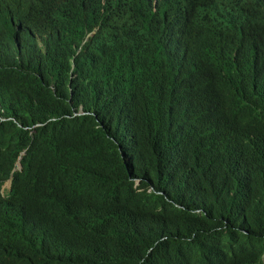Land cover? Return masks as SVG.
I'll list each match as a JSON object with an SVG mask.
<instances>
[{
    "label": "trees",
    "instance_id": "1",
    "mask_svg": "<svg viewBox=\"0 0 264 264\" xmlns=\"http://www.w3.org/2000/svg\"><path fill=\"white\" fill-rule=\"evenodd\" d=\"M99 16L0 0V264H264V43L179 103L181 49Z\"/></svg>",
    "mask_w": 264,
    "mask_h": 264
},
{
    "label": "clouds",
    "instance_id": "2",
    "mask_svg": "<svg viewBox=\"0 0 264 264\" xmlns=\"http://www.w3.org/2000/svg\"><path fill=\"white\" fill-rule=\"evenodd\" d=\"M66 4L81 8L86 14H98L100 18H116L122 22H135L148 27L152 22L155 33L167 45L179 47L185 59L180 74L175 77L168 93L183 92L177 101L197 102L216 80L220 89L231 83L219 64V50L211 44L216 37L223 36L238 44L245 52L254 53L264 43V0H63ZM163 5V6H158ZM59 7H63L59 4ZM123 17H122V16ZM23 19L12 16L11 24L23 27ZM100 30L96 26L85 42H91ZM212 66L216 68L214 76ZM225 82V83H224ZM211 89V90H212ZM186 94V96H185ZM78 114H85L82 111ZM216 121L214 113L205 125L204 131ZM22 151L13 163L4 180L1 194L6 195L12 188L17 171H23ZM9 195L6 197L8 198ZM5 198V199H6Z\"/></svg>",
    "mask_w": 264,
    "mask_h": 264
},
{
    "label": "bare ground",
    "instance_id": "3",
    "mask_svg": "<svg viewBox=\"0 0 264 264\" xmlns=\"http://www.w3.org/2000/svg\"><path fill=\"white\" fill-rule=\"evenodd\" d=\"M129 25H131V23L129 24ZM126 27V26H125ZM128 27V26H127ZM231 42V41H230ZM236 45H238V44H236ZM175 48V47H174ZM235 48V47H234ZM237 48V47H236ZM236 48H235V50H236ZM177 49V48H176ZM175 50V49H174ZM182 58H183V55H182Z\"/></svg>",
    "mask_w": 264,
    "mask_h": 264
}]
</instances>
